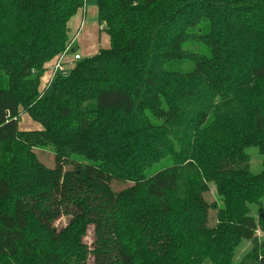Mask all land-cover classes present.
<instances>
[{"label": "trees", "instance_id": "trees-1", "mask_svg": "<svg viewBox=\"0 0 264 264\" xmlns=\"http://www.w3.org/2000/svg\"><path fill=\"white\" fill-rule=\"evenodd\" d=\"M86 3L0 0V264H264V0H97L110 47L68 68Z\"/></svg>", "mask_w": 264, "mask_h": 264}, {"label": "rangeland", "instance_id": "rangeland-1", "mask_svg": "<svg viewBox=\"0 0 264 264\" xmlns=\"http://www.w3.org/2000/svg\"><path fill=\"white\" fill-rule=\"evenodd\" d=\"M97 12H98V5H97V0H87L86 6H85V11L80 10L77 16L78 22H80L79 14L82 16L83 19H85L84 24L79 26V28L75 29L72 31L70 27V38H71V43L64 54V62L68 68H72L74 63L76 62L75 59V54H81V57L84 58L87 56V52L90 51V49L94 48L97 43L98 45L102 46L103 48H108L110 47V38L109 35L102 29V27L99 25V33L97 32L96 25L99 24L98 22V17H97ZM70 23V22H69ZM81 23V22H80ZM79 24V23H78ZM100 35V36H99ZM186 46L190 49H204V46L202 45H197V44H189ZM185 46V47H186ZM96 50V52H92L89 55L96 54L99 51ZM81 51V52H80ZM63 58L56 59L52 62L49 63L48 68H47V77L42 81L41 84V90H43L48 84L52 81V75H53V70L55 71L56 67L57 70H61L62 68H65L64 66H57ZM75 60V61H74ZM192 65L189 61L187 62H180V61H173L167 64V68L172 69V70H181V71H188L191 69ZM51 80V81H50ZM19 126L21 129L24 130H34V129H42V125L36 121H34L28 113L22 114L19 122ZM250 154H251V170L253 172H258L263 168V163H262V155L256 146H252L250 149ZM36 151L39 154V157L41 160L47 165V166H54L55 165V151L52 146H43V147H38ZM158 167V166H156ZM155 168V167H154ZM152 168V172L153 169ZM206 198L210 202H217L218 203V195H217V189H216V184L212 183L210 184V189L208 192H206ZM260 201V200H259ZM261 203H251L249 204L251 213L257 215L259 211L261 210L260 208H264V197L260 201ZM216 208L215 207H210L209 210V223L210 225H214L216 223ZM70 218L67 216L62 217L59 219L55 224L58 228H62L66 226V224L69 222ZM257 235L260 238V240H264V229L259 228L257 230ZM94 240V230L93 226H90L88 229V233L85 237V241L88 245H91ZM252 243L250 240H242L240 245L237 247L233 263L238 264L239 261L242 260L244 255L248 252V250L251 248Z\"/></svg>", "mask_w": 264, "mask_h": 264}, {"label": "crops", "instance_id": "crops-1", "mask_svg": "<svg viewBox=\"0 0 264 264\" xmlns=\"http://www.w3.org/2000/svg\"><path fill=\"white\" fill-rule=\"evenodd\" d=\"M80 12V11H79ZM78 12V13H79ZM77 13V14H78ZM97 16H98V12H97ZM79 17H81L80 18V22H78V20H77V16L75 15L72 19H71V21H70V27H71V29H72V31H74L76 28L78 29L79 28V26H80V24H81V26L84 24V21H85V19H83L82 18V16L79 14ZM79 23V24H78ZM96 28H97V32L99 33V24H97L96 25ZM100 36V35H99ZM103 48L102 46H100V45H98V43H97V45L94 47V48H92V49H90V51L89 52H87L88 54H87V56H89V54H91L92 52L94 53V52H96V50H98V48ZM81 52V51H80ZM47 75V71H46V73H45V75H44V77L42 78V81H44V79H46V76Z\"/></svg>", "mask_w": 264, "mask_h": 264}, {"label": "built area", "instance_id": "built-area-1", "mask_svg": "<svg viewBox=\"0 0 264 264\" xmlns=\"http://www.w3.org/2000/svg\"><path fill=\"white\" fill-rule=\"evenodd\" d=\"M82 57H81V54L79 53V54H75V59L76 60H79V59H81ZM62 64L61 63H59L57 66H61ZM55 71H57V67H56V69H55Z\"/></svg>", "mask_w": 264, "mask_h": 264}]
</instances>
